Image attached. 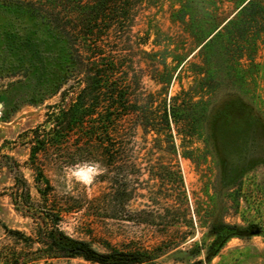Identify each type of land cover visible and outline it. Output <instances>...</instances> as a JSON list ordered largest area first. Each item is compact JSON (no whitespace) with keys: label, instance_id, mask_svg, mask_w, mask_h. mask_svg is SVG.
I'll list each match as a JSON object with an SVG mask.
<instances>
[{"label":"trees","instance_id":"obj_1","mask_svg":"<svg viewBox=\"0 0 264 264\" xmlns=\"http://www.w3.org/2000/svg\"><path fill=\"white\" fill-rule=\"evenodd\" d=\"M149 1L152 0H0L2 9L16 14L12 26L29 37L15 39L20 70L25 72L22 68L28 65L27 40H32L36 51L41 47L46 50L45 57L31 56L29 81L34 96L29 104L39 106L57 97L44 105L43 120L23 133L28 138V164L37 199L32 198L23 173L19 169L13 172L15 183H19L13 200L36 222L32 236L17 230L13 233L28 242L47 244L48 257H79L100 264H141L155 258L146 249L109 248L107 253H101L89 248L86 240L66 235L59 228L60 221L81 209L92 219L125 220L155 227L163 224L161 233L165 238L173 225H164L161 218L170 213L176 220L175 227L193 226L186 217L188 199L173 158L178 137L182 157L193 162L194 152H200L186 145L193 140L201 144L203 153L213 156L214 140L207 126L210 103L203 96L195 99L191 86L170 94L174 72L188 52L172 48L170 37L165 36L161 45V34L157 32L149 43V28L142 35L134 31L138 9ZM234 5L235 13L223 24L216 0H179L177 9L172 10L173 21L190 24L191 36L200 45L199 53H205L202 67L210 60L208 51L219 42L216 48L222 54L220 49L237 43L238 38L248 47L238 48L237 66L244 69L240 61H251L249 53L256 48L257 41L249 32L253 22L264 18V2L234 0ZM196 7L203 15L213 13L214 19L198 24ZM259 23L264 26L262 21ZM234 26L240 28L237 36L223 40L224 33ZM198 76L199 80L206 79L202 73ZM145 77L157 88H147ZM27 82L17 80L21 87ZM223 118L227 130L247 121L241 117L237 124H232L229 116ZM82 164L96 167L95 180L104 184V190L83 199L68 193L56 196L45 169ZM137 199L144 203L134 209L131 203ZM182 212V218L191 225L177 221ZM220 222L211 221L206 226L212 240L229 237L233 232L223 219ZM190 234L185 232L184 241L169 234L166 239L169 246L177 247ZM9 255L6 248L0 250V264H9Z\"/></svg>","mask_w":264,"mask_h":264},{"label":"rangeland","instance_id":"obj_2","mask_svg":"<svg viewBox=\"0 0 264 264\" xmlns=\"http://www.w3.org/2000/svg\"><path fill=\"white\" fill-rule=\"evenodd\" d=\"M178 1L152 0L141 6L134 31L142 35L141 32L149 28V43L157 32L161 34V45L166 36L170 37L172 48L179 52L186 49L188 56L175 70L169 92L174 94L191 86L190 93L195 99L203 96L210 103L207 126L211 130L216 153L206 155L201 151V144L193 140L186 145L200 152H194L192 162L181 156L183 148L178 137L177 153L173 158L179 167L188 199L186 217L191 219L193 226L175 227L176 220L171 213L161 218L164 225H173L167 229L170 236L181 237L184 241L185 232L192 234L179 246L172 247L166 239L168 234L165 238L161 233L163 224L155 227L125 220L92 219L87 217L84 209L65 215L59 228L73 239L86 240L89 248L101 253H107L109 248L150 250L155 258L141 264H264V26L259 23L262 21L264 24V18L251 24L253 28L249 34L255 37L257 46L249 53L251 61H240L244 69L238 67L235 60L239 55L238 48L248 47L242 44L241 38L237 43L221 48L222 54L217 49L219 42L217 48L208 51L210 60L202 67L205 53H199L200 45L197 46L191 36L190 24L171 19V12L177 9ZM216 4L219 18L224 19L223 24L236 11L234 0H216ZM195 16L200 19L196 18L198 24L210 23L214 19L213 13L203 15L200 7L195 8ZM16 19L15 13L0 6V250L6 248L11 254L8 256L9 264H100L79 257H48L47 244L42 245L37 240L28 242L13 233L17 230L31 235L36 227V222L26 216V210L13 200L19 192L14 169L23 173L32 198H38L33 172L28 164L29 146L25 143L28 138L23 133L41 122L44 105L57 99L53 97L39 106L29 104L34 96L29 81L33 64L31 56L39 54L45 57L46 50L41 47L36 51L32 40H27L28 65L22 68L25 72L20 70L15 39L17 36L29 37L25 32L18 33L12 26ZM229 30V33H224L223 40L232 39L234 34L237 36L240 28L234 26ZM198 73L206 79L199 80ZM20 78L28 81L26 85L19 86L17 80ZM144 79L147 88H157L148 77ZM225 116L230 117L232 124H237L241 117L247 123L231 125L227 130L223 126ZM3 117L7 119L3 121ZM213 148L210 147L212 151ZM164 160L167 161V157ZM45 173L51 180L52 192L58 197L68 193L79 199L90 198L104 190V184L95 180L97 171L92 165L46 168ZM143 203L141 199L132 201V208ZM184 214L182 212L177 221L191 225L182 218ZM220 219L228 223L229 230L233 232L229 237L220 236L212 240L207 235L206 226L211 221L221 223ZM86 251L90 253V249ZM104 264L111 263L107 261Z\"/></svg>","mask_w":264,"mask_h":264},{"label":"water","instance_id":"obj_3","mask_svg":"<svg viewBox=\"0 0 264 264\" xmlns=\"http://www.w3.org/2000/svg\"><path fill=\"white\" fill-rule=\"evenodd\" d=\"M0 107H1V104H0Z\"/></svg>","mask_w":264,"mask_h":264}]
</instances>
